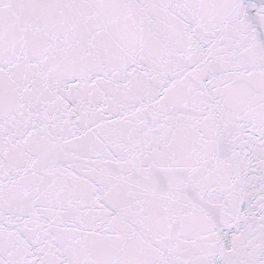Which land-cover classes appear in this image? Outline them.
Segmentation results:
<instances>
[{"label":"snow or ice","instance_id":"obj_1","mask_svg":"<svg viewBox=\"0 0 264 264\" xmlns=\"http://www.w3.org/2000/svg\"><path fill=\"white\" fill-rule=\"evenodd\" d=\"M0 264H264V0H0Z\"/></svg>","mask_w":264,"mask_h":264}]
</instances>
